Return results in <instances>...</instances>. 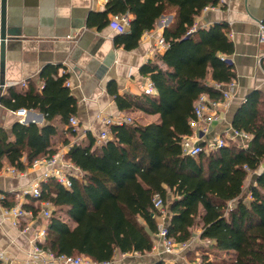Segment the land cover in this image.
<instances>
[{
    "label": "trees",
    "instance_id": "1",
    "mask_svg": "<svg viewBox=\"0 0 264 264\" xmlns=\"http://www.w3.org/2000/svg\"><path fill=\"white\" fill-rule=\"evenodd\" d=\"M219 3L108 0L104 16L134 15L129 30L116 40L128 49L139 44L159 17L175 10L174 23L163 32L168 47L158 57L162 65L149 61L141 69L151 78L156 93L121 96L110 87L119 109H140L157 114L159 120L112 125V138L107 142L98 145L90 132L86 143L70 147L67 157L82 176H72L69 188L53 178L43 181L41 197H31L24 205L34 215L42 201L55 206L39 246L57 255H85L95 262L113 261L117 252H151L161 214L153 199L159 195L171 213L168 237L176 243L189 242L194 227L201 224V239L233 254V260L224 264H264V168L251 188V200L239 199L249 174L264 163L263 93H249L233 117V128L250 135L246 145L230 141L198 157L185 154L182 148L183 138L193 132L191 120L201 95L222 100L221 86L236 78L234 65L225 59L234 52L228 24L195 26L205 8ZM57 71L43 72L41 91L33 84L25 92L10 88L1 101L12 109L38 110L51 122L60 116L68 128L17 122L12 129L14 140L0 139V168L6 158L24 170L36 159L55 154L56 138L77 135V129L69 125L77 113V100L66 86L68 74L58 75ZM5 205L11 208L13 203ZM201 264L216 263L204 257Z\"/></svg>",
    "mask_w": 264,
    "mask_h": 264
},
{
    "label": "crops",
    "instance_id": "2",
    "mask_svg": "<svg viewBox=\"0 0 264 264\" xmlns=\"http://www.w3.org/2000/svg\"><path fill=\"white\" fill-rule=\"evenodd\" d=\"M108 0H6V46L5 63L0 80L4 85L0 88V96L9 94L10 88L25 92L33 84L39 91L44 86L42 74L57 68L58 75L68 74L66 86L77 100L76 117L79 120L77 135L67 133L66 138H56L57 152L67 157L70 147L78 143H86L88 133L96 138L105 126L106 117H128L131 121L148 124L159 120L157 114H148L140 109L121 110L116 96L110 87L121 96H140L151 80L141 71L149 61H158L168 47L160 43L164 29L175 21V10H168L156 21L154 27L142 35L139 44L128 49L116 42L117 38L129 30L127 24L124 32L111 25L116 16L108 13L104 16ZM129 20L133 14L119 15ZM214 23H226L229 26V37L234 43V52L226 55V61L234 65L236 78L221 86L230 94L226 102H222L206 112L202 126H207L206 137L217 135L230 138L233 132L232 121L240 104L253 90H260L264 95V42L260 40V24H264V0H220L217 6L205 8L196 17V27H208ZM2 11L0 3V47L2 34ZM161 64V63H160ZM162 65V64H161ZM205 98L213 100L208 94ZM0 98V139L13 141V126L17 123L37 124L40 127L53 123L67 129L56 116L48 121L43 113L34 109H26L19 115L18 109L4 105ZM112 138L109 134L108 140ZM240 139V138H238ZM107 140V141H108ZM106 141V142H107ZM46 157V156H44ZM40 157L38 159L44 158ZM68 158V157H67ZM37 160V159H36ZM22 161L27 163L26 156ZM264 168L251 172L246 179L239 199L249 202L251 188L256 184V176ZM42 166H28L19 170L4 158L0 168V252L6 253L12 264H23L36 243L37 232L46 229L48 218L43 215L44 204L40 202L39 211L28 221L19 225L12 218L5 216L8 207L28 204L32 195L26 193L32 184L41 181ZM81 176L82 172L79 171ZM51 211L55 209L52 205ZM164 214L157 217L158 223L166 225L170 220V210L165 208ZM61 217L68 220L64 212ZM201 224L193 231L188 246L175 254H167L163 246L153 235L154 247L146 254L117 252L111 264H156L171 260L173 264H191L186 262L185 252L194 241L200 238ZM179 256L180 259H173ZM192 264H200L194 262Z\"/></svg>",
    "mask_w": 264,
    "mask_h": 264
},
{
    "label": "built area",
    "instance_id": "3",
    "mask_svg": "<svg viewBox=\"0 0 264 264\" xmlns=\"http://www.w3.org/2000/svg\"><path fill=\"white\" fill-rule=\"evenodd\" d=\"M129 20L125 17L116 15L111 21V25L120 32H124ZM260 40L264 42V24H260ZM161 44H165V40H160ZM146 94H155L156 89L152 80H149L146 88ZM230 98V94L227 91H223V99L216 101L210 100L204 97L202 94L195 107V118L191 120L193 132L189 136H185L182 140V148L185 154L198 157L202 152H210L217 150L222 146L229 144L230 141H238L241 145H246L250 139V135L246 132H240L233 129L230 138L224 136L206 137L208 127L202 126L201 122L205 120L206 112L213 107L218 106L222 102H226ZM19 115L26 113L25 108H21L17 111ZM131 119L128 117L113 118L106 117L103 119L105 126L110 127L112 125H122L124 123H130ZM69 125L75 129L79 127V120L76 116H72L69 120ZM110 131L103 130L97 137L99 144L108 140ZM240 138V139H238ZM78 143V142H77ZM34 166H42L44 168L41 176V180L46 181L48 179H55L65 187L69 188L72 185V176L81 177L80 169L65 155L55 153L51 156H46L34 161ZM30 193L33 198L39 199L41 197V181H37L32 184L31 188L25 191ZM154 207L164 214L166 209L161 196L155 195ZM43 215L49 218L52 214V203L44 201ZM5 216L12 218L16 225H19L22 221H29L34 216L33 211L27 210L22 206H14L6 209ZM159 230L156 233V239L159 240L163 246V251L167 254H175L178 251L186 248L188 242L176 243L173 239L168 237V228L164 222L159 223ZM46 229H41L37 232L36 243L32 247L29 257L23 262V264H111L112 261L95 262L90 257L85 255H57L41 246L38 242L43 241L45 238ZM0 264H12L9 256L0 252ZM201 264V263H200Z\"/></svg>",
    "mask_w": 264,
    "mask_h": 264
},
{
    "label": "rangeland",
    "instance_id": "4",
    "mask_svg": "<svg viewBox=\"0 0 264 264\" xmlns=\"http://www.w3.org/2000/svg\"><path fill=\"white\" fill-rule=\"evenodd\" d=\"M196 228H198V225L194 227L193 231H195ZM188 248L187 252H185L187 259L186 262L191 264L194 262L201 263L204 257H207L209 260H213L216 264H224L226 262L229 263L234 258L232 253L217 249L213 242L207 239H202V241H200L198 238H195ZM177 258L180 259L179 256H176L173 259ZM168 262L169 264H173L171 260ZM164 263L166 264V262Z\"/></svg>",
    "mask_w": 264,
    "mask_h": 264
},
{
    "label": "water",
    "instance_id": "5",
    "mask_svg": "<svg viewBox=\"0 0 264 264\" xmlns=\"http://www.w3.org/2000/svg\"><path fill=\"white\" fill-rule=\"evenodd\" d=\"M1 3V11H2V34H1V47H0V67L3 72L4 63H5V46H6V38H7V30H6V0H0ZM4 85V81L0 80V87ZM1 89V88H0ZM1 98V96H0Z\"/></svg>",
    "mask_w": 264,
    "mask_h": 264
}]
</instances>
